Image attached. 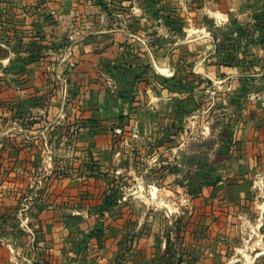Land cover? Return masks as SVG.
<instances>
[{"label": "rangeland", "instance_id": "374dc122", "mask_svg": "<svg viewBox=\"0 0 264 264\" xmlns=\"http://www.w3.org/2000/svg\"><path fill=\"white\" fill-rule=\"evenodd\" d=\"M164 11L160 0H0V264H69L108 226L75 223L58 237L46 226L51 209L63 220L97 215L114 230L122 219L123 249L155 237L167 264L205 251L218 263L264 264V152L237 140L222 90L212 105L204 80L201 112L189 116L192 101L162 104L138 132L114 109L133 94L115 86L108 107L80 108L75 46Z\"/></svg>", "mask_w": 264, "mask_h": 264}, {"label": "crops", "instance_id": "0c3cea01", "mask_svg": "<svg viewBox=\"0 0 264 264\" xmlns=\"http://www.w3.org/2000/svg\"><path fill=\"white\" fill-rule=\"evenodd\" d=\"M160 4L169 11L153 17V22L147 13L134 18L139 22L91 33L75 46L78 63L71 76L83 100L80 108L108 107L107 86H115L123 96L133 94L120 98L114 109L134 116L137 129L132 125V130L138 132L146 120L164 114L162 104L170 109L192 101L189 116L201 112L205 80L212 105L218 104L222 90L224 103L235 108L237 140L246 149L264 152V0H160ZM167 20L182 24L179 29L169 27ZM108 69H115L114 82ZM48 212L46 226L58 237L74 230L75 223L84 232L108 224L99 240L85 237L84 250L69 258V264L169 263L162 252L164 244L152 236L129 239L132 248L125 251L122 219L113 222L119 225L114 230L110 220L96 219L97 215L63 220L58 210ZM57 228L66 231L55 233ZM205 252L184 254L177 264H230L218 263Z\"/></svg>", "mask_w": 264, "mask_h": 264}, {"label": "built area", "instance_id": "2783aa9c", "mask_svg": "<svg viewBox=\"0 0 264 264\" xmlns=\"http://www.w3.org/2000/svg\"><path fill=\"white\" fill-rule=\"evenodd\" d=\"M121 130L120 129H117V132H120Z\"/></svg>", "mask_w": 264, "mask_h": 264}, {"label": "bare ground", "instance_id": "6f19581e", "mask_svg": "<svg viewBox=\"0 0 264 264\" xmlns=\"http://www.w3.org/2000/svg\"><path fill=\"white\" fill-rule=\"evenodd\" d=\"M262 252V251H261ZM246 254V253H245ZM250 259V258H249Z\"/></svg>", "mask_w": 264, "mask_h": 264}]
</instances>
